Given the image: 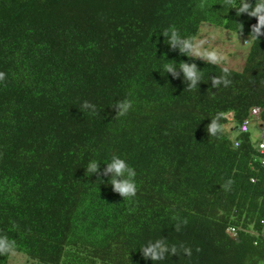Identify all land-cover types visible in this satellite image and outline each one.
Returning a JSON list of instances; mask_svg holds the SVG:
<instances>
[{"label":"trees","instance_id":"16d2710c","mask_svg":"<svg viewBox=\"0 0 264 264\" xmlns=\"http://www.w3.org/2000/svg\"><path fill=\"white\" fill-rule=\"evenodd\" d=\"M229 7L0 0V264L13 253L154 264L140 248L157 239L177 248L159 264H264V35L234 70L189 58L161 34L207 25L245 42L258 21ZM166 60L196 63L202 82L188 89L182 72L163 71ZM221 75L230 83L213 86ZM122 100L131 107L117 117ZM113 155L135 169L134 197L109 183ZM91 159L101 163L93 174Z\"/></svg>","mask_w":264,"mask_h":264},{"label":"clouds","instance_id":"9594fccd","mask_svg":"<svg viewBox=\"0 0 264 264\" xmlns=\"http://www.w3.org/2000/svg\"><path fill=\"white\" fill-rule=\"evenodd\" d=\"M230 5L228 10L234 9L237 16L247 14L250 17H255L258 21L257 24L252 26L249 39L245 43H249L251 40H258L261 35H264V0H255L253 4L251 0H227ZM242 26L241 24H238ZM243 27V26H242ZM161 34L166 38L165 42L172 49H178L180 53L189 58H198L206 61L212 65H219L224 60V54L217 51L214 48L205 47L208 43V38H200L199 35L183 36L179 30L174 26H170L165 29ZM166 60L161 68L165 73H171L173 76H177L179 72L183 73L184 80L187 82V88H197L199 83L202 82L203 71L198 69L196 63L181 62L177 64L175 61ZM178 66V67H177ZM224 73H228V68H223ZM213 86H218L223 83L227 86L230 81L226 76L221 75L211 80ZM85 108L91 107L87 102L83 105ZM131 107V101L122 100L117 101L114 109L117 111V117L124 116ZM212 124L209 126L210 132H215L218 128L216 119H212ZM106 165L105 175L112 174V178L109 181L113 190L119 193L122 197H134L137 191L135 183V169L129 164V162L118 155H113L111 159L104 163ZM101 163L96 159L89 160L86 172L93 174L99 171ZM145 259H151L154 264H159L160 261L165 260L169 250L172 254L177 253L175 246L169 247L167 243L162 239H157L155 242L149 241L147 246L140 248ZM186 253L188 249L184 250Z\"/></svg>","mask_w":264,"mask_h":264},{"label":"rangeland","instance_id":"374dc122","mask_svg":"<svg viewBox=\"0 0 264 264\" xmlns=\"http://www.w3.org/2000/svg\"><path fill=\"white\" fill-rule=\"evenodd\" d=\"M200 38H208L205 47L214 48L224 54L225 60L221 63L234 70H242L246 64L247 46L243 37L235 33H230L222 29L203 26ZM264 144V133L259 136ZM262 138V139H261ZM10 264H39L29 260L24 254L13 253Z\"/></svg>","mask_w":264,"mask_h":264},{"label":"built area","instance_id":"2783aa9c","mask_svg":"<svg viewBox=\"0 0 264 264\" xmlns=\"http://www.w3.org/2000/svg\"><path fill=\"white\" fill-rule=\"evenodd\" d=\"M258 112H259V110L257 109V111L254 113L257 114ZM241 129H242V132H247L248 131V124L247 123L243 124ZM261 154L264 155V145H261Z\"/></svg>","mask_w":264,"mask_h":264},{"label":"bare ground","instance_id":"6f19581e","mask_svg":"<svg viewBox=\"0 0 264 264\" xmlns=\"http://www.w3.org/2000/svg\"><path fill=\"white\" fill-rule=\"evenodd\" d=\"M259 110V109H258ZM257 111V109H255L253 112H252V115L254 116V117H257L258 115H259V113H260V110H259V112L257 113V114H255L254 112H256ZM248 122V121H247ZM247 122H245V123H247ZM247 124H249V123H247ZM248 129H249V127H248ZM262 130V129H261ZM258 150H259V148H258Z\"/></svg>","mask_w":264,"mask_h":264}]
</instances>
